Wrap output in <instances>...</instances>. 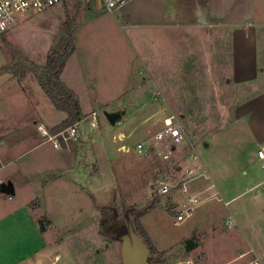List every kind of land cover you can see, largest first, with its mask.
I'll return each mask as SVG.
<instances>
[{"label": "rangeland", "instance_id": "1", "mask_svg": "<svg viewBox=\"0 0 264 264\" xmlns=\"http://www.w3.org/2000/svg\"><path fill=\"white\" fill-rule=\"evenodd\" d=\"M92 15L101 16L85 20ZM115 29L111 15L100 11L94 0H62L53 8L23 17L0 39V133L3 120L31 118L41 105L39 94L45 93L38 78L50 73L48 57L75 48L89 83L85 86L89 103L96 110L91 119L95 131L102 133L98 144L113 167V179L107 164L101 168L104 193L97 199L96 212L86 215V226L63 231L71 237L64 263L121 264V237L130 224L151 247L149 264H264V170L253 159L251 152L256 149H251L247 118L239 110L250 91L228 80L226 49H206L208 45L193 32L139 31L125 41ZM157 105L163 115L177 117L184 135L181 143L155 138L163 127L157 122L158 112L152 109ZM117 106L140 112L130 122L120 119L110 128L104 112ZM42 108L44 115L55 118L46 106ZM144 120H151L144 138L139 134L126 141L117 135L126 126L129 137L135 136ZM62 123L52 133L70 127L77 130L78 123L61 130ZM88 127L87 122L80 125L85 140ZM136 144L139 153L145 149L150 155L144 163L133 156ZM206 155L218 164L216 175L222 177L224 169L231 181L225 183L226 194L219 201L204 206L212 207L213 220L218 223L189 234V223L206 210L199 209L192 218L175 225L171 192L198 176L200 159ZM249 155L252 161H247ZM247 169L248 179L241 180V172ZM150 173L153 189L147 187L144 194L142 188ZM161 182L169 187L165 193L156 191ZM102 207L114 219L115 239L101 234ZM128 208L136 213L157 209L137 218ZM143 226L161 246L182 234L187 238L159 250L144 239ZM61 232L56 231L59 236ZM187 241L194 246L190 251Z\"/></svg>", "mask_w": 264, "mask_h": 264}, {"label": "crops", "instance_id": "2", "mask_svg": "<svg viewBox=\"0 0 264 264\" xmlns=\"http://www.w3.org/2000/svg\"><path fill=\"white\" fill-rule=\"evenodd\" d=\"M110 15L116 24V35L125 41L139 31L193 32L199 41L208 45L206 49H226L224 63L229 72L228 80L250 91V97L244 105H240L239 110L242 111L241 116L247 118L245 127L250 136L251 149L255 146L256 150L251 154L256 160V152L264 146V0H132ZM100 16L92 15L85 20L90 22ZM83 69L74 48L62 69L60 80L76 95L84 116L77 125L78 142L60 141L59 147L54 148L37 131V126L41 125L53 135V127L66 119V115L56 111L44 94H39L41 105L34 111L33 117L16 118L21 124L2 121L0 183L11 181L14 195H0V264H66L64 256L68 251L65 247L71 237L63 231L85 227L86 215L96 212L97 199L104 193L101 186L103 165L111 168L110 177H114L113 167L98 144L102 133L95 131V122L91 119L96 110L89 103L85 89L89 83ZM42 106L51 110V114H56V119L44 115ZM152 109L158 112L157 122L162 125L165 116L162 108L157 105ZM139 110L126 111L117 106L107 112H119L121 119L130 122ZM150 121L144 120L135 136L129 137L126 126L117 135L126 141L135 140L139 134L144 138ZM83 122L89 126L87 141L80 128ZM232 129L233 133H237L236 128ZM135 148L133 156L144 163L150 155L145 154V149L139 153L137 144ZM250 156H247V161H252ZM203 158L202 161L200 159L201 172L198 176L183 182L186 192L183 193L181 188L171 192L172 212L188 204L189 197L197 199L190 218L199 209L207 211L192 219L188 226L189 234L197 232L201 226L209 230L218 223L213 220L212 207L204 206L219 201L218 197L226 194L225 183L231 181L224 175V169L222 177L216 175L215 166L218 164L209 156ZM248 170L241 172V180L248 179ZM152 178L150 173L142 188L144 194L147 187L151 189ZM150 195L151 192L147 196ZM158 207H161L160 203ZM157 208L147 210L144 215ZM142 229L144 239L146 237L159 250L187 238L186 234H182L173 243L161 246L144 226ZM56 231H62L61 236Z\"/></svg>", "mask_w": 264, "mask_h": 264}, {"label": "built area", "instance_id": "3", "mask_svg": "<svg viewBox=\"0 0 264 264\" xmlns=\"http://www.w3.org/2000/svg\"><path fill=\"white\" fill-rule=\"evenodd\" d=\"M62 0H0V39L13 29L19 21L28 15L42 12L61 3ZM132 0H94L100 11L112 14L120 10L125 4ZM163 127L157 133L155 138L159 141H171L179 144L183 141L184 135L181 132L177 117L171 113H167L162 119ZM37 131L41 136L46 138L53 144L54 148H58L60 141L67 142L77 139V130L75 127H70L66 130L55 134H50L46 128L39 125ZM139 148L141 146H138ZM257 160L260 162L261 168L264 170V146L256 152ZM181 191L186 192L184 183L181 185ZM169 187L164 182H161L156 188L157 192L165 193ZM197 205V199L189 197L188 204L181 205L174 213V224L179 225L193 214L194 208Z\"/></svg>", "mask_w": 264, "mask_h": 264}, {"label": "trees", "instance_id": "4", "mask_svg": "<svg viewBox=\"0 0 264 264\" xmlns=\"http://www.w3.org/2000/svg\"><path fill=\"white\" fill-rule=\"evenodd\" d=\"M63 54H59L54 52L52 55L48 57L47 60V68L49 69V75L43 74L38 78V82L40 83L41 89L44 91L48 100L53 104V106L66 115V121L61 124V130L74 125L75 123L80 122L84 116L81 114L78 99L76 95L69 90L60 80V74L62 69L69 58L70 54L73 52V49L65 51ZM58 133V132H57ZM100 215L102 217L100 228L101 234L105 237L109 238H117V229L114 224V219L110 217L107 213L108 208L102 207L99 209ZM137 218H141L144 215V212L136 213L133 208H128V211ZM136 232V230H134ZM144 241V240H143ZM149 250L151 247L147 242L144 241ZM193 245L190 241H187V250L190 251L193 249ZM149 262V261H148Z\"/></svg>", "mask_w": 264, "mask_h": 264}, {"label": "water", "instance_id": "5", "mask_svg": "<svg viewBox=\"0 0 264 264\" xmlns=\"http://www.w3.org/2000/svg\"><path fill=\"white\" fill-rule=\"evenodd\" d=\"M121 116L119 112H104L106 121L112 127L120 121ZM151 189H153V185ZM0 195H14V186L11 181L0 183ZM149 252L150 250L144 243L142 237L129 224L127 233L121 237V264H149Z\"/></svg>", "mask_w": 264, "mask_h": 264}]
</instances>
